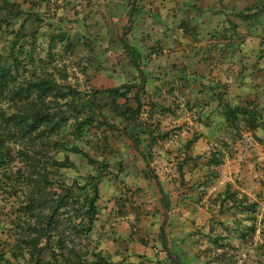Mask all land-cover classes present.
Wrapping results in <instances>:
<instances>
[{
  "label": "trees",
  "instance_id": "obj_1",
  "mask_svg": "<svg viewBox=\"0 0 264 264\" xmlns=\"http://www.w3.org/2000/svg\"><path fill=\"white\" fill-rule=\"evenodd\" d=\"M41 1L49 5L52 2ZM132 1L124 0L120 7L121 12L124 7L126 11L122 14L127 16L123 32L130 23ZM137 11L138 3L134 11L135 20ZM39 17L35 12H26L18 2L0 0V205L2 193L7 198H16V203L0 214V264H124V259L115 263L96 246L83 245L98 220L101 178L108 170L109 162L105 158L102 161L95 159L80 147V143L89 144L91 137L99 138L106 132L116 138L124 137L128 148L143 160L145 177L155 181L162 196L164 213L170 211V199L151 167L153 158L150 153L158 144L165 146L172 136L158 128L161 123L156 115L160 118L163 112L169 113L174 109H165L152 99L153 105L149 104L150 108L146 110L147 104L143 101L144 86L150 78L145 72L146 67L159 47L154 46L153 51L147 53V49L142 50L143 46L129 45L131 30L124 41H110V48L117 50L111 54L114 58H121L114 63L109 59V49L104 50L105 57L98 52L102 45L99 38L94 39L90 32L88 37L84 35L85 27L78 38L62 29L52 35L48 33V43L45 41L47 36L38 31V26L26 33L27 24L35 21L42 24ZM239 17L253 27L262 25L264 0H258L241 11ZM9 29L12 31L8 32ZM231 29L233 34L238 35L236 25H232ZM229 33L231 31L217 33L214 39H226ZM234 44L231 42L220 48L214 45V52L218 51L220 59L224 60L231 56ZM261 45L264 46V41ZM140 68H144L142 73ZM130 71L136 73L140 83L138 87L124 84L101 89L97 86ZM80 74L89 85V93L81 89ZM215 85L214 81V89L210 87V90L214 91L222 126L214 136L217 142L215 151L206 163L209 168L207 175L214 177V182L220 177L219 168L225 164V157L232 150L238 132H264L263 110L255 101L234 105L229 101L227 85ZM134 88H139L138 92L131 96ZM183 91V100L190 110L194 108L192 111L197 114V121L202 123L206 114L202 112V105L191 106L189 95ZM169 92L174 94L175 88ZM170 106L179 108L180 104L172 102ZM107 109H110L111 115ZM145 114L150 119H157L154 127L152 123L141 122ZM116 119L121 121V125L114 123ZM93 130L96 133L92 134ZM258 140L264 144V139ZM197 141L195 137L184 145L186 155L177 167L182 177L184 165L192 160L189 157L191 147H196ZM100 147L98 145L97 148ZM72 154L85 158L96 173L86 171L85 175L68 178L64 169L77 170L70 157ZM212 178H207L205 184L199 183L197 188L203 192ZM199 199L203 198L197 197ZM212 204L218 206L216 215L238 210L246 223H242L233 212L234 221L231 224L219 221L210 225L207 239L212 249L206 251L211 253L206 264H234L229 253L235 249V239L250 246L259 233V240L264 244V216L258 220V201L238 190H231V184H227L223 191L215 195ZM206 207L212 208L211 204ZM3 217L8 220L2 223ZM2 224L6 227L3 228ZM168 226L169 221L164 216L161 227L164 240L161 239V244L165 252L180 260L169 248ZM141 242L147 245L145 240ZM6 247L8 251H5ZM261 247L264 248L263 245L257 247L256 264H264V257L259 256ZM46 251L52 254L48 262L43 258ZM18 259L20 262L15 263ZM167 259L174 264L169 256Z\"/></svg>",
  "mask_w": 264,
  "mask_h": 264
},
{
  "label": "rangeland",
  "instance_id": "obj_2",
  "mask_svg": "<svg viewBox=\"0 0 264 264\" xmlns=\"http://www.w3.org/2000/svg\"><path fill=\"white\" fill-rule=\"evenodd\" d=\"M11 1L22 4L26 12L32 11L40 16L42 24L36 21L27 24L26 33H30L32 29H36L38 26V31L40 30L42 35L47 36L45 41L48 43L50 41L48 33L52 35L62 29L66 30L72 37L78 38L81 29L85 27L86 33L84 32V35L88 37L90 32L91 37L100 39L102 45L98 49L99 53L105 57L104 50L109 49L108 55L111 56H109V59L111 58L112 62L117 63L121 59L118 56V58H114L111 54V52L117 50L110 48V41L114 39L117 42L124 33L123 27L127 16L123 15L122 12L126 10L122 9L124 10L122 12L120 10L124 0H52L50 5L41 0ZM252 1L248 0L245 5H251ZM234 15L236 22L241 23L236 12ZM42 20H44V23ZM235 25L240 27V24L235 23ZM228 26L224 22L223 27ZM198 29L195 27L194 31L199 36L203 35L202 29ZM11 31L12 29L8 30V32ZM218 31L223 32L217 29L214 31V36L219 33ZM238 34L243 35V38H231V42H235V44L230 57L221 60L220 53L218 54V51H216L213 59L208 60L212 63V70L206 69L208 67L207 60L204 59L206 52L203 53V51L207 47L202 44L205 42L194 43L193 46L187 45L186 47L179 44L182 55L187 54L182 51L187 47H194L201 51L194 50L192 52L189 50V55L198 53V57L196 55L195 57L189 56L190 62L193 63L195 60L194 64H198V66L190 75L176 76L175 79L170 74L174 70L168 67L171 58L174 59L171 62L172 64L179 62L176 50L164 52V48L159 47V51H163L160 55L166 56V60L164 58L161 60L164 64L163 68L160 67L158 69L159 73H157V75H160L158 78L163 81L161 90L148 83L144 86L145 96L143 101L147 104L146 110H149V104L153 102L152 99L165 109H174L169 113L168 111L163 112L160 118L156 115L161 123L158 128L163 133H169L177 137L183 136L186 142L195 137L198 138L196 147H191L189 153L192 160L183 167V177L177 167L178 162L185 158V144L174 147L172 142L167 141V144L163 147L160 144L156 145L150 153L153 158L151 167L155 170L159 182L171 202L168 221L171 216L175 219L183 218L185 219L184 229L190 231L187 237L184 235V238L177 239V243L172 246L173 253L186 264H206V260L211 255L210 251L209 253L206 251L212 249V244L207 239L211 224L219 221L228 224L230 222L231 224V221H234L231 214L233 212L242 223H246L244 216L240 215L238 210H233V212L224 215L215 214L218 206H212V202L215 195L223 191L227 184H231V190H238L248 195L252 200L258 201V220H262L264 216V144L258 140V138L264 139L262 130H258L256 133L240 130L235 138V143L232 145V150L225 157V164L219 168L220 177L214 182V177L207 175L209 168L206 163L215 151L214 147L216 148L215 144H217L214 136L219 127L222 126V117L217 108V101L214 99V91L210 90V87L214 89V81L216 85L217 83L227 85L226 90L229 94V101L234 105L255 101L263 110L264 116V46L261 45V42L264 41V22L256 27H253L251 23H247L246 26L241 27ZM39 39L41 41V37ZM214 45L219 47V43L214 42L213 47ZM6 63H9V61H6ZM97 66L98 64L95 65V68ZM91 72L94 73L93 69H91ZM164 72L168 76H164ZM80 78L81 89L89 93L90 89L88 88L89 85L85 83L86 79L82 74H80ZM110 79L108 82L98 83L97 86L101 89H110L124 84L137 87L140 85L137 75L133 71L126 74L120 73ZM172 88H175L174 94L169 92ZM138 89L134 88L131 96H134ZM182 91L189 95L191 106L195 104L202 105V112L206 113L203 116L202 123L197 121V114L192 111L194 108L190 110L186 105V101L182 98ZM172 102H178L180 107L171 108L170 103ZM132 105L133 107L136 106L134 102ZM107 111L109 115L112 114L109 112L110 109H107ZM141 118L142 123H152V127H154L155 122H158L156 118L150 119L146 114ZM114 123L117 126L121 125V121L117 119ZM224 130L227 131L225 128ZM94 133H96L95 130L92 131V134ZM218 135L220 136V133ZM122 138H116L112 133L106 132L99 135V138L91 137L89 144L80 143V147L85 148V151L91 153L90 155L95 159L102 161L105 158L109 162V168L101 178L98 220L89 239L85 240L83 245L91 248L96 246L98 250L104 251L109 259L115 263L122 261L120 256H123L124 264H171L167 259L168 253L164 251L161 244L160 233H154L153 237L150 235L143 237L142 232H140L147 227L148 229L151 228L149 217L153 212V192L157 187L155 181L145 177V164L141 157L131 148H128L123 141L124 137ZM98 145L101 147L97 148ZM70 157L76 163L78 173L75 169H64L63 172L66 173L68 178L73 179L79 175H85L86 171L96 173L85 158L73 154ZM207 178H212V182L206 184L208 186L203 188L204 191L202 192L197 188V185L199 183L201 185L205 184L208 181ZM197 197L203 199L197 200ZM13 203H16V198H7V195L2 193L0 214L5 213ZM210 204L212 208L207 209L206 206ZM195 211H198L197 216L194 215ZM166 213L167 211L160 217L159 224L163 222ZM7 220L6 217H3L2 223ZM122 223L125 224L124 227H122ZM126 224L130 225L129 229ZM2 227L5 228L6 225L2 224ZM167 229L170 230V226ZM128 231L129 233L132 231V237L125 234ZM158 231H161V229H158ZM192 234L197 238L191 236ZM259 238V233H257L254 237V243L250 246L239 239H235L233 241L235 249L229 253L231 262L234 264H256L258 260V256L256 257L257 247L259 245L264 247L263 241L261 242ZM142 239L146 241L147 245L141 242ZM139 246L144 248H139ZM5 251H8L7 247ZM116 256L117 258H115ZM259 256L264 257V248H262ZM43 258L47 262L50 261L52 258L51 252L46 251ZM19 262L18 259L15 263Z\"/></svg>",
  "mask_w": 264,
  "mask_h": 264
},
{
  "label": "crops",
  "instance_id": "obj_3",
  "mask_svg": "<svg viewBox=\"0 0 264 264\" xmlns=\"http://www.w3.org/2000/svg\"><path fill=\"white\" fill-rule=\"evenodd\" d=\"M247 1L248 0H138L137 17L131 29L132 33L128 38V43L133 47L143 46L142 50L146 51L147 49V53L153 51L152 49L154 46L163 47L165 50L164 52L176 50L179 62L177 64H172L171 62L174 59L171 58V60H169L170 65L168 67L169 69L174 70V72L170 74H172L173 79H175L176 76L190 75L191 72L196 69V66H198V64H194L195 60L192 63L189 58V56L195 57V55L198 57V53H195V55H189V50L192 52L194 50L201 51L200 49H195L194 47H187V49L182 50L187 54L182 55L179 44H183L186 47L187 45L193 46L194 43L205 42L202 44H205L203 46L207 47V49L203 51V53L206 52V54H204V59L207 60L208 66L206 69L209 68L212 70V63L208 60H212L214 57V42L219 43V47H221L231 43V38H243V35L233 34L231 27L232 25H235V23L240 24V27H238V31H240L241 27L250 23L248 21H242L239 17V13L244 11V9L251 7L258 0H253L251 5H245ZM122 9H124L123 6ZM235 12L238 16L237 18H240L241 23L236 22L234 19ZM224 22L229 26L223 27ZM195 27H197V29H202V37L194 31ZM228 28L229 30L227 31H231V33H229L230 35L228 34L226 39L222 40L220 38L214 41V31L218 29L225 32ZM218 32L220 33V31ZM145 46L146 48H144ZM162 52V50L157 53L154 52L155 54L152 56V59L147 65L145 71L150 76L147 83L154 85L157 89H161V83L163 82L160 78H158L160 77V75H157V73H159L158 69H160V67L163 68L164 64L161 60L163 58L166 60V56L163 57L164 55H160ZM143 70L144 68H140V73H142ZM163 75L166 76L167 74L164 72ZM168 141L172 142L174 147L182 146L181 144L186 143V139H184L183 136L177 137L172 135ZM171 150L173 149L171 148ZM153 195L154 207L153 212L149 217V219H151V228L148 229L147 227L145 230L140 231L142 232L141 234L143 237H148L149 235L153 237L154 233H160V235L162 234V231H158V229H161V225L163 223L161 222L159 224L158 222L160 221V217L164 215V210L161 205L163 202L162 196L158 193V189L154 190ZM197 212L198 211L194 213L195 216H197ZM184 221L185 219L183 218L175 219L173 216L170 217V230L168 229L166 233L168 236L169 248L173 252L174 250L172 249V246L177 243L176 240L184 238V235L187 237L190 234V231L184 229L183 227ZM124 226L125 224L122 223V227ZM126 227L129 229L130 225L126 224ZM131 233L132 231H130V233L128 231V233L126 232L125 234H128V237H130ZM139 248L144 247L139 246ZM120 257H122L121 260H123V256ZM115 258H117V256Z\"/></svg>",
  "mask_w": 264,
  "mask_h": 264
},
{
  "label": "water",
  "instance_id": "obj_4",
  "mask_svg": "<svg viewBox=\"0 0 264 264\" xmlns=\"http://www.w3.org/2000/svg\"><path fill=\"white\" fill-rule=\"evenodd\" d=\"M137 1L138 0H133L132 1V5H131V8L129 9V20H130V23L129 25L127 26V28L125 29L124 33L121 35V41H124L125 40V37L126 35L130 32V30L132 29L133 25H134V22H135V19H134V11H135V8H136V5H137ZM126 52L128 53L129 50L126 48ZM166 221H168V211L166 213ZM161 239L164 240V236H163V233L161 235ZM168 256L172 259L173 263L174 264H184L182 263L181 261H179L174 255H172L171 253H168Z\"/></svg>",
  "mask_w": 264,
  "mask_h": 264
}]
</instances>
